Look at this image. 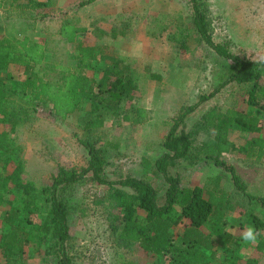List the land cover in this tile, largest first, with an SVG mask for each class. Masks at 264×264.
I'll return each instance as SVG.
<instances>
[{"label": "rangeland", "instance_id": "374dc122", "mask_svg": "<svg viewBox=\"0 0 264 264\" xmlns=\"http://www.w3.org/2000/svg\"><path fill=\"white\" fill-rule=\"evenodd\" d=\"M79 1L63 0L60 12L46 9L49 16L40 22L42 33L23 24L9 31L8 36L22 38L27 34L32 37L37 33L39 40L46 34L47 63L74 67V43L59 40L56 30L58 16L77 17L86 27L80 39L85 43L108 45L109 52L121 55L129 71L137 76L134 97L122 102L117 114L106 117L103 127L86 130L83 124L89 116L91 101L86 100L81 109L64 119L59 118L53 115L49 104L29 103L27 91L21 92L20 87H16V81L23 79L25 74L16 66L8 67L0 78L6 88L14 92L13 108L22 105V119L16 125L14 137L15 151L24 162V175L36 184L48 185L60 166L85 167L88 152L81 141H87L106 158L104 174L108 178L134 176L148 179L162 201L166 183L161 173L154 172V162L164 152L163 138L182 107L196 102L200 95L209 93L226 79L230 61L200 40L192 24L190 0H117L118 4L113 5L111 11H107L105 5L79 6ZM198 1L214 41L225 43L230 51L241 57L264 60V0ZM71 2L75 5L69 9ZM11 6L7 4L6 8ZM111 29L125 30V34L112 37L108 33ZM3 34L6 35L0 25V35ZM180 38L187 41V49H181L176 42L175 39ZM102 65L98 64L88 72L101 77ZM35 69H40L45 80L58 82L60 78L58 68L37 65ZM6 72L10 74L7 76ZM149 73L158 74L160 79L149 77ZM222 87L212 98L199 104L180 125L190 135L192 151L186 158L178 159L169 172L179 175L183 187L200 186L208 179L220 176V187L228 193L225 226L233 235V243L230 253L217 250L215 264H245L249 257L264 264V257L255 249L258 237L254 244L242 239L247 228H254L245 221V211L252 209L260 214L259 208L236 188L230 172L210 160L199 159L215 152L212 145L215 130L204 121L211 109L223 114L227 109H234L262 119L260 132L252 133L240 130L239 121L227 118L228 137L236 147L244 146L254 135H264V68L255 86L256 105L248 102L249 91L254 87L252 82L231 81ZM3 124L0 123V128ZM15 155L0 153L2 195L11 193L5 192L2 185L4 176L14 166ZM220 157L233 167L247 192L264 196V156L258 161L246 157L242 151L232 150ZM90 175L72 193L68 223L75 264H116L118 254L138 264H167V256L159 257L143 251L136 243L123 244L118 240L103 205L95 203L106 186L92 180ZM8 210L7 202L1 201L0 224ZM38 215L27 211L19 214L26 230L31 223L40 222ZM35 245V238L28 239L23 254L10 260L3 259L0 254V264H52L51 260H45L44 247L37 250Z\"/></svg>", "mask_w": 264, "mask_h": 264}, {"label": "trees", "instance_id": "16d2710c", "mask_svg": "<svg viewBox=\"0 0 264 264\" xmlns=\"http://www.w3.org/2000/svg\"><path fill=\"white\" fill-rule=\"evenodd\" d=\"M55 1L27 0L24 3L0 0V9H5L3 14L6 18H25L28 20L27 27L34 28L37 22L48 18L46 9ZM92 1L94 0H82L78 5L83 6ZM190 2L194 30L203 43L217 55L230 61V69L226 79L217 87L200 95L196 102L182 107L173 118L162 141L164 152L154 162V172L161 173L166 183L162 201L157 189L148 179L134 176L108 178L104 174L106 158L87 141H81L88 152L85 167L76 169L60 166L48 185H39L26 178L23 159L15 151L14 137L16 125L22 119V105L17 109L13 108L14 92L7 89L0 78V123H4V127L0 128V153H16L14 166L4 176L2 185L5 192L11 193L9 196L0 193V204L5 201L9 205L0 224V254L3 259L21 256L25 242L35 238V249L44 247L45 260H51L52 264H75L70 249L68 223L72 210V193L89 173L92 180L106 186L95 203L103 205L109 224L123 244L136 243L143 251L159 257L167 256V264H215L218 249L231 252L233 235L225 226L228 193L220 187V176L216 175L200 186L183 187L179 175L171 174L169 168L192 151L190 135L180 125L188 114L199 104L212 98L224 84L231 81L252 82L254 87L249 91L248 102L257 104L255 86L261 78L264 60L241 57L230 51L225 43L214 41L199 1ZM7 4L12 6L6 8ZM77 22V17H65L57 31L65 42L74 43V67L47 63L46 38L37 42L26 35L19 38L3 34L0 35V77L10 64L22 69L25 77L16 81V87H20L21 92L27 91L29 103L49 104L53 115L62 119L81 109L86 100L91 101L89 116L85 119L83 128L93 130L103 127L106 117L117 114L122 102L133 99L137 76L129 71L121 55L109 52L108 45L85 43L78 38L79 34L86 31V27L78 26ZM108 33L115 37L124 35L125 30L111 29ZM175 40L181 49H187L185 39ZM107 61L110 64H104ZM98 64H103L101 77L88 72ZM37 65L58 68V82L45 80L40 69H35ZM6 73L7 76L10 74ZM149 77L160 79L155 73H149ZM227 118L239 121L240 130L245 132L258 133L262 127V119L252 113L227 109L223 114L209 110L204 121L215 130L212 139L215 152L199 159L210 160L214 165L230 172L236 188L259 208L260 214L254 213L252 209L244 214L245 221L258 233L255 249L264 257V196L247 192L233 167L220 157L222 153L239 150L246 157L259 161L264 156V135H254L244 146L236 147L228 137ZM22 211L37 212L40 222L31 223L27 231L19 216ZM116 264L138 263L118 254ZM245 264L260 263L257 258L249 257Z\"/></svg>", "mask_w": 264, "mask_h": 264}, {"label": "crops", "instance_id": "0c3cea01", "mask_svg": "<svg viewBox=\"0 0 264 264\" xmlns=\"http://www.w3.org/2000/svg\"><path fill=\"white\" fill-rule=\"evenodd\" d=\"M17 1L18 2H24V1H27V0H17ZM38 1H46V0H38ZM62 2H63V0H56L55 3L52 6L47 7V8H50L51 10L52 9H55V10H57V11L60 12L61 11V7L64 6V4H62ZM79 2H78V4H79ZM89 4L90 5L93 4L94 6H97V5H105V7L107 8V11H111L112 10V7H114L113 5L118 4V2H117V0L116 1H114V0H94V1L90 2ZM73 5H75V2L74 3L71 2L70 4H68V8L70 9V7L73 6ZM86 5H83V6H86ZM72 10L73 9L69 10V12L72 11ZM3 11H5V9H0V25H1V28L5 31L6 36H8L9 31H12V29L15 30V29H17V27H20L23 24L25 25V27H27L28 20H26L25 18H19V17L12 18V20H7V18L3 14ZM58 17H57L58 19H57L56 36L58 37L59 40L65 41L64 39H62L57 34V31H58V29L60 27V24L62 22V19L65 18V16L64 17L58 16ZM40 24H41L40 22H37L35 24V27L34 28H28V29H30L32 31H36L37 30L40 33H42V30L40 28V26H41ZM77 25L78 26H85L83 23H79V19H78ZM43 33L45 34V32H43ZM33 35L34 36H32V37L29 36V37L32 38L34 41H37V42H41L42 40H44L46 38V34H45L44 37H42L41 39L37 40V36H38L37 33H33ZM14 36L17 37L18 35H14ZM26 36H28V35L26 34ZM79 37H80V34H79L78 38ZM100 45H102V44H100ZM104 64L108 65V64H110V62L109 63H104ZM10 66H15V65L14 64H10L8 67L10 68ZM67 66H69V65H67Z\"/></svg>", "mask_w": 264, "mask_h": 264}, {"label": "clouds", "instance_id": "9594fccd", "mask_svg": "<svg viewBox=\"0 0 264 264\" xmlns=\"http://www.w3.org/2000/svg\"><path fill=\"white\" fill-rule=\"evenodd\" d=\"M258 233L257 231L249 227L242 233V239L249 244H254L257 241Z\"/></svg>", "mask_w": 264, "mask_h": 264}]
</instances>
